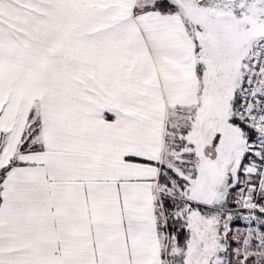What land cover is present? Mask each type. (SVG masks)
Segmentation results:
<instances>
[{
	"label": "snow or ice",
	"instance_id": "1",
	"mask_svg": "<svg viewBox=\"0 0 264 264\" xmlns=\"http://www.w3.org/2000/svg\"><path fill=\"white\" fill-rule=\"evenodd\" d=\"M0 264H264V0H0Z\"/></svg>",
	"mask_w": 264,
	"mask_h": 264
}]
</instances>
